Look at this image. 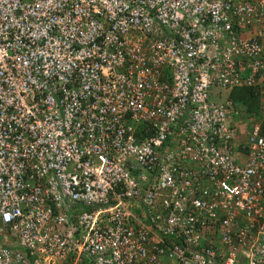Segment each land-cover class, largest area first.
<instances>
[{"label":"built area","instance_id":"2783aa9c","mask_svg":"<svg viewBox=\"0 0 264 264\" xmlns=\"http://www.w3.org/2000/svg\"><path fill=\"white\" fill-rule=\"evenodd\" d=\"M262 120L264 0H0V264H264Z\"/></svg>","mask_w":264,"mask_h":264},{"label":"trees","instance_id":"16d2710c","mask_svg":"<svg viewBox=\"0 0 264 264\" xmlns=\"http://www.w3.org/2000/svg\"><path fill=\"white\" fill-rule=\"evenodd\" d=\"M259 96L256 86H244L230 89L226 99L239 105V111L236 115H233V119H235L237 115H244L243 117L246 118H252V116H256V118L260 117L258 107ZM261 124L264 126V120L261 121ZM139 137H141V135H139Z\"/></svg>","mask_w":264,"mask_h":264},{"label":"rangeland","instance_id":"374dc122","mask_svg":"<svg viewBox=\"0 0 264 264\" xmlns=\"http://www.w3.org/2000/svg\"><path fill=\"white\" fill-rule=\"evenodd\" d=\"M215 89H218V88H215V87H213L212 89H211V93H213L214 91L213 90H215ZM233 108H234V110L236 111V112H238L239 111V105L237 104V103H233ZM244 115H237L236 117H235V119H233V123L236 125L235 127H234V131L235 132H237V135H239V134H241V133H243L244 131H245V126L247 125V119L248 118H246V117H243Z\"/></svg>","mask_w":264,"mask_h":264},{"label":"crops","instance_id":"0c3cea01","mask_svg":"<svg viewBox=\"0 0 264 264\" xmlns=\"http://www.w3.org/2000/svg\"><path fill=\"white\" fill-rule=\"evenodd\" d=\"M213 91H214L213 93L210 92V98L212 100H214V101H217V102L223 101L227 97V95H228V91H225V90L215 89ZM254 119L257 120L256 116L254 117ZM250 124H251V120L248 118L247 119V125L245 126V128L248 129V127H249ZM243 133H241L240 135H243Z\"/></svg>","mask_w":264,"mask_h":264},{"label":"clouds","instance_id":"9594fccd","mask_svg":"<svg viewBox=\"0 0 264 264\" xmlns=\"http://www.w3.org/2000/svg\"><path fill=\"white\" fill-rule=\"evenodd\" d=\"M229 92V91H228ZM226 99V98H225ZM252 118H254L253 116H252ZM252 118H250V119H252ZM259 119V117L257 118V120ZM247 130V129H246ZM246 130L244 131V132H246Z\"/></svg>","mask_w":264,"mask_h":264}]
</instances>
